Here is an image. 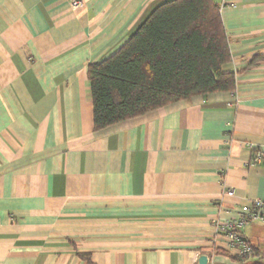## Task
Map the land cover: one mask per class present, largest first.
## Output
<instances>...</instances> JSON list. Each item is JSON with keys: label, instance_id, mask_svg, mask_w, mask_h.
<instances>
[{"label": "crops", "instance_id": "1", "mask_svg": "<svg viewBox=\"0 0 264 264\" xmlns=\"http://www.w3.org/2000/svg\"><path fill=\"white\" fill-rule=\"evenodd\" d=\"M169 1L0 0V264H233L211 221L264 203V0H213L234 92L94 128L88 65Z\"/></svg>", "mask_w": 264, "mask_h": 264}, {"label": "trees", "instance_id": "2", "mask_svg": "<svg viewBox=\"0 0 264 264\" xmlns=\"http://www.w3.org/2000/svg\"><path fill=\"white\" fill-rule=\"evenodd\" d=\"M230 62L219 7L213 0L163 3L117 50L88 65L94 128L100 130L195 95L232 93L235 73L225 68ZM257 156L264 162V154L255 150L251 165ZM216 253L237 262L225 251Z\"/></svg>", "mask_w": 264, "mask_h": 264}, {"label": "built area", "instance_id": "3", "mask_svg": "<svg viewBox=\"0 0 264 264\" xmlns=\"http://www.w3.org/2000/svg\"><path fill=\"white\" fill-rule=\"evenodd\" d=\"M71 9L79 10L83 7V0H68ZM222 1V0H221ZM219 9L223 8V3L217 4ZM261 154H264V147L259 148ZM260 157L254 159V165L260 164ZM227 196H232L233 191L227 190ZM229 217L222 219L220 217L211 221L214 231L213 240L211 241L212 253H216V249L220 247L228 255L236 257L237 262L234 264H242L251 258L252 246L243 236V229L252 222H264V203L255 200L249 205L241 206L237 209L228 210ZM208 264H213L212 259H208Z\"/></svg>", "mask_w": 264, "mask_h": 264}, {"label": "water", "instance_id": "4", "mask_svg": "<svg viewBox=\"0 0 264 264\" xmlns=\"http://www.w3.org/2000/svg\"><path fill=\"white\" fill-rule=\"evenodd\" d=\"M198 264H208L207 257L205 255H202L198 259Z\"/></svg>", "mask_w": 264, "mask_h": 264}]
</instances>
